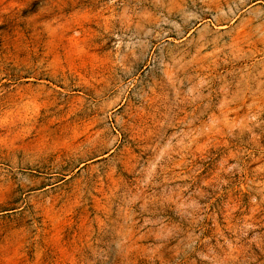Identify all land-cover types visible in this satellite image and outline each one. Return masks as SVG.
Segmentation results:
<instances>
[{"label":"rangeland","instance_id":"1","mask_svg":"<svg viewBox=\"0 0 264 264\" xmlns=\"http://www.w3.org/2000/svg\"><path fill=\"white\" fill-rule=\"evenodd\" d=\"M0 264H264V0H0Z\"/></svg>","mask_w":264,"mask_h":264}]
</instances>
